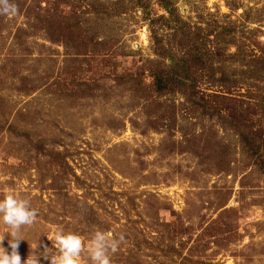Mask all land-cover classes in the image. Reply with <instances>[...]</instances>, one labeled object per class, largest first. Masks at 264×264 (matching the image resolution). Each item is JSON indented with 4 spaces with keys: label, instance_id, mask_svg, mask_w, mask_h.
<instances>
[{
    "label": "rangeland",
    "instance_id": "374dc122",
    "mask_svg": "<svg viewBox=\"0 0 264 264\" xmlns=\"http://www.w3.org/2000/svg\"><path fill=\"white\" fill-rule=\"evenodd\" d=\"M9 2L16 13L0 14V199L15 193L37 209L19 232L22 264L33 252L49 264L42 253L57 229L84 245L94 230L123 236L111 264L129 253L149 264H264V174L221 121L180 92L157 93L151 75L171 63L151 29L178 57L189 33L207 45L208 62L191 68L215 100V21L235 23L246 45L264 43V0ZM245 85L231 88L242 102ZM256 127L264 131V116ZM79 264H90L86 247Z\"/></svg>",
    "mask_w": 264,
    "mask_h": 264
},
{
    "label": "trees",
    "instance_id": "16d2710c",
    "mask_svg": "<svg viewBox=\"0 0 264 264\" xmlns=\"http://www.w3.org/2000/svg\"><path fill=\"white\" fill-rule=\"evenodd\" d=\"M138 1L143 2V0ZM178 30L184 31L186 28L183 26ZM151 31L158 48L156 54L171 62L168 66L158 63V67L151 70L153 88L156 92L160 94L180 92L186 101L200 108L203 115L221 121L238 137L248 159L264 174V131L256 127V123L262 121L264 116V43L249 42L250 45H246L245 41L248 39L243 35L237 36L235 23L233 25L232 22L215 21V80L221 81L222 91L215 92L214 100L211 99V93L200 90L195 79L197 70L193 71L191 68L198 62L202 64L208 62L209 58L206 61L204 59L207 53L203 52L200 46L203 44L207 48V45L203 41L199 45L189 33L184 34L186 51L178 57L176 54H168L164 51L161 45L162 39L157 37V31L153 28ZM245 46H248L247 50H243ZM231 48H235L236 52H230L228 49ZM238 56L242 57L241 64L230 69L233 68V61H236ZM242 84H246L248 88L242 93L245 102L231 93V88ZM164 254L168 252L164 251ZM125 257L128 260L125 264L150 263H143L140 257L130 253Z\"/></svg>",
    "mask_w": 264,
    "mask_h": 264
},
{
    "label": "clouds",
    "instance_id": "9594fccd",
    "mask_svg": "<svg viewBox=\"0 0 264 264\" xmlns=\"http://www.w3.org/2000/svg\"><path fill=\"white\" fill-rule=\"evenodd\" d=\"M16 11L15 5L9 0H0V14L14 15ZM37 215V209L31 207L28 200L20 198L15 193L6 192L0 199V224L7 229L3 235H0V242L4 240L5 234L8 236L7 248L0 243V264H22L18 246L24 239L19 232L22 226L32 225ZM47 238L51 241L52 247L44 246L42 256L49 264H79L81 252L85 247L90 264H111L109 252H115L119 241L123 240V236L117 240L103 231L94 230L87 245H84L80 235L63 229H57L51 235H47ZM37 244L33 250L37 248ZM23 264H40V262L33 252Z\"/></svg>",
    "mask_w": 264,
    "mask_h": 264
}]
</instances>
